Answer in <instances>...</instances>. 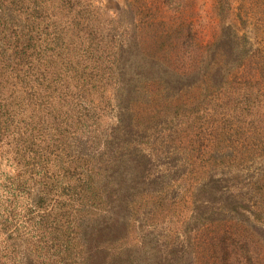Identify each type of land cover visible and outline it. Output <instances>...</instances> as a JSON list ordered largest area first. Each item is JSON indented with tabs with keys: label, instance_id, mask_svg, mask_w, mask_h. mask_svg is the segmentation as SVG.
<instances>
[{
	"label": "rangeland",
	"instance_id": "1",
	"mask_svg": "<svg viewBox=\"0 0 264 264\" xmlns=\"http://www.w3.org/2000/svg\"><path fill=\"white\" fill-rule=\"evenodd\" d=\"M43 1L44 7L52 6ZM179 1L64 0L59 16H51V32L42 38H54L50 45L65 38L79 42L63 21L73 28L87 16L91 37L101 41L104 52L102 71L95 74L102 86L99 101L109 107L108 112L104 107L101 128L112 132L118 116L129 124L132 108L142 115L145 126L132 135H143L151 162L139 171L147 168L151 174L136 184L147 199H135L132 226L118 232L124 235L119 245L125 252L150 251L144 264H264V154H241L242 145L264 137V76L252 83L257 95L248 106L236 105L231 96L243 91L238 81L256 76L257 68L264 73V0ZM51 9L49 15L56 12ZM24 18L12 6L1 23L15 27ZM207 123L214 134L208 147L231 154L208 165L210 175L221 178L218 192L202 188L205 170L199 180L191 178L193 166L183 161L195 145L179 138V132L198 131ZM151 129L158 138H149ZM116 136L123 138L120 132ZM153 174L170 181L167 194L148 179ZM100 243L89 242L97 254L93 264H126ZM97 245L104 248L101 254Z\"/></svg>",
	"mask_w": 264,
	"mask_h": 264
},
{
	"label": "trees",
	"instance_id": "2",
	"mask_svg": "<svg viewBox=\"0 0 264 264\" xmlns=\"http://www.w3.org/2000/svg\"><path fill=\"white\" fill-rule=\"evenodd\" d=\"M50 1L52 6L44 7L43 0H0V264H93L97 255L89 246L93 238L114 250V259L144 264V255L150 251L126 253L119 245L124 235L118 232L124 225L132 226L135 199H147L136 184L151 174L147 168L139 171L151 159L142 147L143 135H132L145 123L132 108L129 124L118 116L112 132L101 128L107 106L99 101L102 86L95 77L104 62L101 41L91 37L90 19L82 15L73 28L63 21L79 42L65 38L47 44L54 38L42 37L51 32V16H59L64 0ZM12 6L25 18L15 27L4 26L1 20ZM220 7L225 10L224 4ZM33 39L37 44H30ZM257 69L256 76L238 81L243 91L231 95L236 105L248 106L257 95L252 83L258 81L257 75L264 76ZM208 129L207 123L198 131L179 132V138L195 145L183 161L193 166L191 178L199 180L205 170L202 188L209 185L218 192L223 190L221 178L210 175L208 165L231 154L208 147L214 136ZM119 132L121 139L116 136ZM153 132L152 140L158 138ZM229 143L238 151V145ZM245 152L247 158L264 154V137L242 145L241 154ZM148 179L158 183L161 194L171 188L170 181L157 174ZM124 189L127 192L122 194ZM143 214L144 219L149 215ZM103 232L116 233L105 239L95 237ZM101 246L95 247L96 253L101 254Z\"/></svg>",
	"mask_w": 264,
	"mask_h": 264
}]
</instances>
